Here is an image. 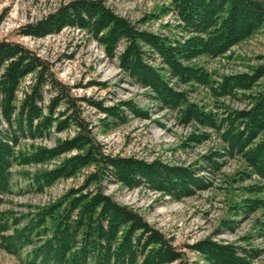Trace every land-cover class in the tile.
I'll list each match as a JSON object with an SVG mask.
<instances>
[{"label": "trees", "instance_id": "1", "mask_svg": "<svg viewBox=\"0 0 264 264\" xmlns=\"http://www.w3.org/2000/svg\"><path fill=\"white\" fill-rule=\"evenodd\" d=\"M172 4L190 33L182 40L138 29L107 6L106 0H71L20 29L21 34L38 38L67 26L86 29L112 57L125 39L128 45L119 56L122 70L142 87L151 89L150 97L161 109L176 110L181 122L197 121L222 130L226 152L244 157L248 166L264 178V134L257 141L264 131V90L254 97L251 108L219 117L191 101L185 91L171 86L159 68L148 61L158 54L181 83L210 85L208 71L184 62L204 53L218 56L248 37L264 24V0H172ZM32 73L35 79L18 104L22 80ZM263 75L264 65L252 74L226 76L218 88H211L217 96L226 95L235 89L251 88ZM85 101L121 121L127 119L117 107H102L97 101L74 95L71 85L59 79L52 64L34 50L18 41L0 40V251L19 255L25 247L34 246L25 264H163L180 260L182 253L160 231L107 195L102 183L113 179L129 187L145 184L183 198L208 188L210 183L200 175L207 166L169 165L161 160L148 162L106 153L83 115ZM123 104L136 116L147 114L131 101ZM61 105L64 109L57 111ZM72 125L77 132L69 139L57 140L54 146L32 145L30 153L17 151L22 139L45 138L52 131L61 132ZM72 150L78 152L36 175L39 188L95 164L97 169L87 184L95 182L96 191L72 189L19 227L22 219L1 208L3 195L11 190L12 167L50 161ZM263 188L252 190L260 192ZM244 206L247 211L264 207V198L247 199ZM194 248L214 264L249 263L248 251L234 244L203 240Z\"/></svg>", "mask_w": 264, "mask_h": 264}, {"label": "rangeland", "instance_id": "2", "mask_svg": "<svg viewBox=\"0 0 264 264\" xmlns=\"http://www.w3.org/2000/svg\"><path fill=\"white\" fill-rule=\"evenodd\" d=\"M69 1L0 0V40L21 42L47 59L59 79L71 85L74 95L90 98L102 107H117L120 114L127 117L121 121L104 108L83 102V115L92 124L106 153L148 162L161 160L169 165L207 166L200 175L210 183L208 188L190 196L174 198L145 184L129 187L110 179L102 183L105 193L140 214L182 253L180 260L163 264H214L194 248L203 240L237 245L248 251V264H264V207L247 211L244 206L247 199L264 198V188L260 192L252 190L264 186V178L248 166L244 157L226 152L227 143L222 139V130L217 131L197 121L183 123L176 110L161 109L150 97L151 89L142 87L120 67L119 56L128 45L125 39L116 56L112 57L104 44L88 30L76 26H67L58 33L40 38L21 34L22 25L42 18ZM106 3L140 30L173 41L190 35L172 0H106ZM153 59L148 61L159 68L170 85L185 91L189 99L205 111L223 117L233 110L249 109L254 97L264 90V75L251 88L235 89L226 95H215L211 87L218 88L226 76L252 74L264 65V24L223 54L204 53L184 62L208 71L210 85L195 81L181 83L170 74L158 54ZM34 79L35 73H32L22 80L16 100L18 104ZM126 101H131L147 114L134 115L123 104ZM63 109L61 105L57 111ZM76 132L77 128L72 125L61 132L52 131L45 138L22 139L17 151L30 153L32 145L54 146L57 140L69 139ZM263 134L264 131L257 141ZM77 152L72 150L50 161L17 163L12 167L11 190L3 195L1 208L13 211L14 217L22 219L19 227L38 210L59 201L72 189L96 191L95 182L87 184L89 176L97 169L95 164L84 166L73 176L58 178L43 188H39L35 181L36 175L56 167ZM33 247H25L19 255L1 250L0 264H25Z\"/></svg>", "mask_w": 264, "mask_h": 264}]
</instances>
